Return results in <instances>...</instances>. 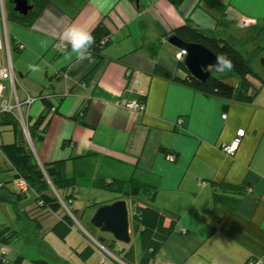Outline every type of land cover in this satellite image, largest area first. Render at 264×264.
Wrapping results in <instances>:
<instances>
[{"label":"crops","instance_id":"obj_1","mask_svg":"<svg viewBox=\"0 0 264 264\" xmlns=\"http://www.w3.org/2000/svg\"><path fill=\"white\" fill-rule=\"evenodd\" d=\"M0 1L5 12L10 0ZM47 1L30 28L6 22L10 52L3 48L0 54V64L12 74L2 83L0 106L4 100L23 104L28 97L66 94L62 100L50 98L58 113L45 121L43 139L30 142L38 164L62 161L75 176L97 172L108 180L154 188L153 206L173 216L176 225L152 264H264V98L257 99L260 91L249 104L205 97L162 74L185 77L174 60L178 49L168 43L174 29L190 23L232 41L235 25L248 34L259 29L264 0H184L178 7L169 0H108L105 6L99 0ZM71 25L90 33L105 27L110 39L101 57L77 61L63 37ZM11 42L19 45L17 53ZM152 44H158L154 52L148 50ZM135 96L146 98L143 111L125 107L137 102ZM84 105L83 124L73 122L70 117ZM41 111L39 102L23 105L24 124ZM13 113L18 117L19 110ZM240 129L244 135L237 151L225 155L220 146ZM6 163L0 152V164ZM222 185L241 188L227 193L235 204L215 203V194L223 196ZM67 194L70 210L82 221L77 222L75 256L82 264L95 256L101 264L120 262L116 249L100 246L99 232L88 225L98 205L119 196L83 185ZM68 209L44 216V231L50 232ZM26 210L38 212L30 201ZM0 215L1 225H14L10 205H0ZM45 245H0V264L18 255L24 258L21 264L47 259ZM87 246L92 254L81 259L77 253ZM109 252L112 262L104 256Z\"/></svg>","mask_w":264,"mask_h":264},{"label":"trees","instance_id":"obj_2","mask_svg":"<svg viewBox=\"0 0 264 264\" xmlns=\"http://www.w3.org/2000/svg\"><path fill=\"white\" fill-rule=\"evenodd\" d=\"M26 1L28 5L32 6L26 16L15 12L12 4L5 8L4 15L7 23L13 22L25 28H30L48 4L47 0ZM169 1L175 7H178L184 0ZM259 27V30L264 32V22H261ZM91 35L94 37L95 42L89 49L90 57L98 59V57H101L103 47L109 43V33L105 27L98 26L91 32ZM172 36L185 43L200 44L216 57L220 54H226L234 67L231 71L226 70L224 72L213 69L205 81H200L188 73L183 60H180L176 67L178 71L185 74V77L169 76L168 73L162 71L163 77L173 78L176 83L199 92L205 97H216L224 101L244 104L254 101L262 87L261 84L256 83L254 78H259L250 65L256 52H253V54L250 52L248 57L245 58L235 49V41L224 40L216 34L207 33L190 23L174 29ZM17 46L12 42L10 44L11 50L16 53L18 52ZM156 47H158V44H152L148 50L154 52L157 49ZM213 72L217 76L213 75ZM49 87L51 86H46V88ZM50 93V97L47 99H39L42 105L41 113L34 119L29 118L27 124H25L31 143L40 142L43 139L47 128L45 121L49 120V117L53 116L55 112L58 113V108L54 107L50 98L62 100L65 97L64 94ZM133 99L137 101L136 104L139 107L137 111H143L146 98L135 96ZM85 111L86 105L81 106L70 119L75 123L83 124L82 113H85ZM22 121L24 122L23 117ZM0 126L8 127L15 140L12 143L0 144V152L7 161L6 165H3L7 177L0 178V205H10L16 217L14 225L0 224V245L8 246L22 240L26 244L41 248L43 244V242L41 243V235L44 231L42 226L43 217L50 213H57L62 209V204L69 208L72 196L67 192L83 185L95 190L113 193L118 195L119 199H125L129 203L130 229L138 236L141 255L136 257L131 243L127 246L117 245L116 247L117 243L112 244L101 237V240L98 241L100 246L107 248L106 245H108L110 249L114 247L118 255L122 254L120 262L123 264L153 263L157 251L176 225L173 216L153 206L152 201L156 194L154 188H149L135 181L108 180L101 177L97 172L93 176L81 173L79 176H75L66 171L65 162L62 161L40 165L36 161L30 145L25 140L23 136L25 134L13 111H0ZM18 182H23L26 185V192L18 190L19 188L16 186ZM221 189L223 196L215 194V203H225L227 200V203L235 204L234 197H229L227 193H232L234 190L235 192L240 191L241 188L236 189L233 186L222 185ZM27 201L33 202L38 212L44 211L40 217L36 215L38 212L33 213V210H26ZM95 205L90 207L93 208ZM69 213L70 215L65 213L50 229V232L61 240H65L73 228V212L70 210ZM169 217L173 220L166 224V219ZM91 254L92 249L89 246L77 253L81 259H88ZM23 259V256L18 255L10 264H21ZM31 262L33 264H54L46 258L32 259Z\"/></svg>","mask_w":264,"mask_h":264},{"label":"rangeland","instance_id":"obj_3","mask_svg":"<svg viewBox=\"0 0 264 264\" xmlns=\"http://www.w3.org/2000/svg\"><path fill=\"white\" fill-rule=\"evenodd\" d=\"M11 1L9 2V5L12 4ZM13 8H14V5H13ZM5 25H6V22L3 24L0 20L1 33H2L4 38L8 39L5 36V34H6V32L4 30ZM240 28H243V27H240ZM259 29H260V27H259ZM259 29H257V31H252L251 33L248 34V32H245L244 30H241V29L239 30L237 25H235L234 27H232V30H230V32L234 33V34H233L232 38H230L229 40L234 39L233 41H235V43H236L235 49L238 52H240L245 58L248 57V54L250 52H252V54H253V52L254 53L256 52L253 56V60L251 61L250 65H251L253 72L259 78V79L254 78L256 83L261 84V86H262L260 89V93L257 97L258 100H261L262 98H264V32L260 31ZM17 48H18V50L20 49L19 45ZM0 54H1V50H0ZM212 74L217 76V74L214 72ZM64 95L66 96V94H64ZM47 98H48V96H39V98L38 97H36V98L28 97L24 102H26L29 99H34L33 101L29 102L30 105H32L36 102H39V99L42 100V99H47ZM40 103L41 102H39V104ZM30 105H27V106H30ZM135 105H137V104L134 103L130 106H128V104H127V106H125V107L128 109L137 111L139 109V107H138V105L137 106H135ZM10 106L12 108H16L15 103L14 104L10 103ZM15 112L17 113V111H15ZM12 139H14V135L12 132L9 131L8 127L0 126V144H2V143L6 144L9 142L12 143ZM6 174H7V172H4L3 165L0 164V178L4 179V177H7ZM68 210L70 211V207ZM66 214L70 215V213H66ZM40 216H41V212H40L38 217H40ZM44 218H47V217H44ZM44 218H43V220H44ZM72 218L74 220L73 228H72L71 233L67 236V238L65 240H61V239L57 238L52 232H49L48 230L43 231V233L41 235V237H42L41 243L43 242L42 246H44L46 244L45 245L46 247L44 248V255L46 257L50 258V259H48V258L47 259L54 264L55 263L56 264H82V261L75 256V250H74L76 241L78 242V239H79L77 232L80 231L78 229L77 222L80 223L82 221L80 219V215L75 213V212H73ZM51 221H52V218L46 220L45 221L46 226L49 225L50 223H52ZM0 222L4 223L2 215H0ZM86 230H88V229H86ZM98 235L105 238L107 241H111L110 237L107 235H102L101 233H98L97 236ZM19 242H22V240L14 242L12 245L18 244ZM116 245L123 246L121 243H117ZM131 245L134 248L136 257H139L141 255V251H140V247H139L138 236L134 231H131ZM106 246H107V248L110 249V247H108V245H106ZM81 250L82 249H80L78 252H80ZM121 255L122 254H119L116 257H118V259L121 260V258H120ZM52 256L56 257L57 259H59L61 261L58 262V260H56V259L54 261V258H51ZM104 256H105L106 260H108L110 262H112L111 259L114 258L113 257L114 254L112 252H109V253L105 254ZM99 261H100V257L95 256L89 261L88 264H101ZM116 262H117V264H123V263H120L119 261H116ZM105 264H107V263H105Z\"/></svg>","mask_w":264,"mask_h":264},{"label":"water","instance_id":"obj_4","mask_svg":"<svg viewBox=\"0 0 264 264\" xmlns=\"http://www.w3.org/2000/svg\"><path fill=\"white\" fill-rule=\"evenodd\" d=\"M11 3L14 5L13 10L23 16L32 9L26 0H12ZM168 43L186 51L183 62L192 77L205 81L210 76V70L216 69L217 57L204 46L185 43L174 36L169 38ZM24 138L30 145L29 137L26 135ZM88 223L102 235L109 236L111 239L109 242L112 244L121 243L127 246L131 243L130 213L125 199L98 205Z\"/></svg>","mask_w":264,"mask_h":264},{"label":"clouds","instance_id":"obj_5","mask_svg":"<svg viewBox=\"0 0 264 264\" xmlns=\"http://www.w3.org/2000/svg\"><path fill=\"white\" fill-rule=\"evenodd\" d=\"M99 3L101 6H105L108 3V0H99ZM0 4H1V1H0ZM0 14H1V16L3 14L4 19H5L3 7H2V12L0 10ZM63 37L67 41V43L71 44V51H72V53L75 54L77 61H83L85 59H90L89 49L91 48V46L95 42L94 37L91 35L90 32L85 31V30H83V29H81L75 25H71L64 30ZM4 39H6V38H4ZM3 42L6 44L7 39H6V41L3 40ZM9 52H10V49H9ZM215 66H216V70L218 72H224L226 70L231 71L234 67L232 61L227 57L226 54H220L217 56ZM18 116L20 117V114ZM21 117H22V115H21ZM26 135L28 136V133L27 134L25 133L24 136H26ZM62 205H63L62 208L67 209V207L64 204H62Z\"/></svg>","mask_w":264,"mask_h":264},{"label":"built area","instance_id":"obj_6","mask_svg":"<svg viewBox=\"0 0 264 264\" xmlns=\"http://www.w3.org/2000/svg\"><path fill=\"white\" fill-rule=\"evenodd\" d=\"M0 10L2 12L1 4H0ZM0 20L3 24L5 23V19H4L3 14H2V16H0ZM3 48H6L7 53L9 54V46L7 43L5 44L3 42L1 27H0V50L2 51ZM55 48L57 49V48H59V46L55 45ZM185 56H186V51L183 49L182 50L178 49L175 56H174V60L175 61L183 60ZM11 76H12V74H11L10 68L4 67L0 64V91L2 89L3 81L11 80ZM33 100L34 99H29L26 102H24L23 104L19 103L17 100L15 101L16 109L19 110L21 120H22V117H21V113H20V108L23 105H30L29 102H31ZM134 103L135 102H131L128 104V106H130ZM135 106H137V105H135ZM0 108H2V109H0L1 112H7V111L12 112L13 111V108L10 106L9 102L8 101L5 102V100L2 102ZM223 118H225V115L223 116ZM180 123H181V120L178 121L179 126H180ZM25 133L27 134V131ZM243 135H244V131L242 129L236 131L235 137L231 140V142H229L228 144H224V145L220 146L221 152L224 153L225 155L233 156L235 154V152L237 151L239 145H240V141L243 138ZM168 160L173 161V157L169 156ZM16 186L19 188L18 190H20L21 192L27 191L26 185L23 182H18L16 184ZM251 264H258V262L257 263H251Z\"/></svg>","mask_w":264,"mask_h":264},{"label":"bare ground","instance_id":"obj_7","mask_svg":"<svg viewBox=\"0 0 264 264\" xmlns=\"http://www.w3.org/2000/svg\"><path fill=\"white\" fill-rule=\"evenodd\" d=\"M6 102V101H5ZM10 104V103H9ZM0 109H2V108H0ZM17 119H18V121L20 122V125H21V127H22V130H23V132H24V134H25V132H26V125L24 124V122L20 119V117L18 116V117H16ZM31 148V147H30Z\"/></svg>","mask_w":264,"mask_h":264},{"label":"flooded vegetation","instance_id":"obj_8","mask_svg":"<svg viewBox=\"0 0 264 264\" xmlns=\"http://www.w3.org/2000/svg\"><path fill=\"white\" fill-rule=\"evenodd\" d=\"M213 69H211L210 71H212Z\"/></svg>","mask_w":264,"mask_h":264}]
</instances>
